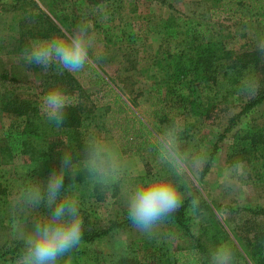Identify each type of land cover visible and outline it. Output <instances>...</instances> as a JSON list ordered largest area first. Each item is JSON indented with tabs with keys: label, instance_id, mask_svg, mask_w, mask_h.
Listing matches in <instances>:
<instances>
[{
	"label": "trees",
	"instance_id": "1",
	"mask_svg": "<svg viewBox=\"0 0 264 264\" xmlns=\"http://www.w3.org/2000/svg\"><path fill=\"white\" fill-rule=\"evenodd\" d=\"M84 1L87 18L93 26L90 31L96 37V42L103 49L114 48L124 58L129 54L130 57L136 56L137 47L129 49L127 55V50L122 45L127 41L129 47L138 37L134 33L125 34L123 30L124 0ZM209 1L212 5L209 19H218L220 16L237 21L264 19V0ZM47 2L51 12L57 17V12L61 9L71 7L68 0ZM6 11L11 14L8 29L14 31L11 37L14 36L15 40L14 47L6 50L8 54L20 55L23 47L32 39L60 34L59 28L32 0H0V17ZM15 11H19L20 16L16 17ZM115 22L120 25L119 38L113 40L106 27ZM162 27L156 47L149 54L148 66L134 72L154 69V75H151L154 80L149 88L138 91L144 99L141 113L134 109L135 98H123V93L115 91L102 78H99V83L105 85L106 97L101 102L90 99L78 80L67 71L57 75L49 70L38 85V90L30 97H18L11 93L3 95L1 109L14 115L17 121L10 126L4 143L0 145V224L6 216H13L12 214L31 220L32 214L28 211H21L19 207L10 208V202L15 200L17 192L26 184L46 180L49 171L59 167L58 154L53 153V150L71 151L75 161L83 160V143L90 136L101 138L108 131L118 143L122 154H137L144 158L145 172L127 179L124 177L122 183H135L153 173L168 171L169 165L156 155L160 136L175 127L178 129L180 151L185 156L197 152L198 134L205 121L224 111L232 97H243L236 93L237 83L242 76L250 73L259 81L260 90L254 98L245 97L239 110L228 118L226 126L211 147L208 162L200 177L206 172L209 160L226 132L234 127L240 116L264 100V58H261L256 47L239 34L220 40L210 39V36L220 33L221 25L209 24L207 20L170 14L163 20ZM3 45L0 47H4ZM130 66L122 64V70L125 72L130 68L135 69L133 63ZM31 68L37 70L39 67ZM0 78L11 80L5 74H0ZM52 87L61 88L73 101L72 106L65 110L64 123L60 127L49 122L40 107L41 98ZM188 117L194 118V121L186 122ZM40 119L44 121L48 134L40 131L35 123V120ZM19 155L28 156L30 160L27 168L23 170L29 173V179L22 178V183L9 186L7 182H2L6 177L4 174L7 175L4 169H8V174L15 179L19 164L17 166L10 162V158ZM225 160L228 166L236 161L244 164V183L264 187V124L237 128L231 134L230 144L225 148ZM75 183L84 218L82 241L89 242L95 236L129 222L125 212L123 220L111 221L101 231L88 230L90 212L97 207H108L121 192L120 186H113L111 190L102 193L98 185L89 182L83 169L78 171ZM199 199L200 210L195 215L188 211L190 199L186 197L184 206L165 226L167 233L152 239V248L146 243L130 242L126 246L125 254L115 264H208L209 250L224 241H229L235 262L246 264L237 246L228 240L227 232L218 222L212 218H208L206 222H193L199 214L210 212L211 209L205 200L201 197ZM244 210L264 216V204L258 208L245 207ZM247 229L246 234L249 235L243 236L242 247L253 264H264V227L255 228L251 225ZM21 247L22 242L16 241L12 250ZM186 250L194 254V258L185 255L183 251ZM76 253V249L71 253V264H78ZM2 254L3 252L0 256Z\"/></svg>",
	"mask_w": 264,
	"mask_h": 264
},
{
	"label": "rangeland",
	"instance_id": "2",
	"mask_svg": "<svg viewBox=\"0 0 264 264\" xmlns=\"http://www.w3.org/2000/svg\"><path fill=\"white\" fill-rule=\"evenodd\" d=\"M51 20L61 29L71 31L77 22L87 21V9L84 0H68L70 4L69 9H61L59 17L52 13L47 0H32ZM169 4V6H168ZM209 0H124L123 4V21L122 27L125 34L134 33L138 37L128 47L129 42H123L125 50L137 47L136 56L132 55L126 58L117 54L114 48L108 47L103 49L102 45L96 42V37L91 32L94 38V46L89 51L91 57L90 62L79 73L72 74L81 84L84 91L89 95V98L101 102L106 97L104 90L105 85L99 83V78L106 81L110 87L115 91L121 92L123 98H135L134 109L141 113V106L144 102L143 96H140L138 91L141 88H149L153 82L154 69L149 68L147 71L134 73L139 68L143 69L148 66L149 58L152 51L155 49L157 40L163 31V20L171 15L178 17L190 16L192 18L207 20L209 24H220V33L210 36L212 40H220L227 38L233 34L241 35L245 40L256 47L258 38L264 37V19L262 20H247L237 21L231 18L224 19L220 16L218 19H209L211 8ZM15 16H20L19 11H15ZM10 13L8 11L2 12L0 17V74H5L11 80H2L0 78V145L4 143V137L10 131L11 125L15 124L17 118L11 113H7L1 109V99L6 93L17 95L18 97L31 96L38 90L43 76L46 74L41 68L34 70L31 66L25 65L20 55H11L6 52L11 47H14L15 40L11 37L14 31L8 29ZM12 24V23H11ZM14 25V21L13 24ZM120 25L115 22L112 26L106 27V30L111 34L113 40L119 38L118 30ZM131 51H129L130 53ZM129 57V58H128ZM129 60H132L130 62ZM135 65V69L122 70V64L131 67L130 64ZM123 80V83L121 82ZM245 97L241 99L232 97L227 108L218 113V115L205 121V125L198 134L199 150L191 155L185 156L186 162L190 164L193 156L200 154L207 156L211 150L217 135L222 132L226 126L228 118L239 110V106ZM197 119V118H196ZM194 118H186V122L190 123ZM40 131L48 134L47 127L43 120H35ZM150 124V123H149ZM264 124V100L253 107L250 111L240 116L234 127L226 132L225 137L218 143V148L215 154L209 160L206 172L200 177V173H195L189 166L185 172L186 176H195V185L201 190L194 193L199 198L201 197L210 205V212L199 214L193 219V222H206L208 218L214 219L227 232L228 240L237 246L246 264H253L245 249H243V236L246 234L247 228L253 225L264 227V216L252 214L246 210L245 207L258 208L264 204V187L259 185H252L243 182L245 177H240L235 184V187L226 190L222 180V170L228 167L225 160V148L231 142V134L241 127L255 126ZM103 140L112 144L118 150L120 157L125 165L126 179L131 176L141 175L145 172L144 158L137 154H122L120 152L118 143L110 135L104 132ZM65 150H53V153L60 157ZM19 166L16 169L17 175L15 179L7 172L2 180L9 186L22 183V178L27 179L29 173L23 170L27 168L30 160L28 156H13L10 162ZM10 168V167H8ZM246 173V168L244 166ZM3 172V170H2ZM19 174V176H18ZM34 176V175H33ZM29 179V178H28ZM188 202V207H189ZM258 206V207H257ZM125 209L123 206V198L121 192L109 203V206L97 207L89 214L90 223L88 230L93 232L101 231L107 228L111 221H120L124 219ZM30 222V220H28ZM166 226V225H165ZM165 226L160 233L155 236H146L136 231L131 227L130 222L123 223L120 227L111 228L105 234L95 236L89 242L81 241L76 248V260L78 264H115V261L126 252V246L130 242L146 243L151 248L154 246L151 242L154 237L165 235L167 232ZM19 241L15 238L13 228V216H6L0 224V264H17L19 256L21 255L22 247L18 250H12L13 243ZM21 242V241H20ZM151 242V243H150ZM229 243V241H227ZM185 250V249H184ZM185 255L194 258V254L190 251H183ZM196 256H198L196 254ZM235 264H238L235 262Z\"/></svg>",
	"mask_w": 264,
	"mask_h": 264
},
{
	"label": "clouds",
	"instance_id": "3",
	"mask_svg": "<svg viewBox=\"0 0 264 264\" xmlns=\"http://www.w3.org/2000/svg\"><path fill=\"white\" fill-rule=\"evenodd\" d=\"M92 25L80 21L69 31L47 38L30 40L21 50L20 59L28 66H37L47 74L57 75L65 71L76 74L90 62V49L94 46ZM256 50L264 58V37L256 41ZM260 90L259 81L247 73L237 83V94L254 98ZM72 99L59 87L50 88L41 98V110L49 122L60 127L64 123L65 110L72 106ZM175 127L162 134L156 145V155L169 165L168 171L153 173L135 183H122L125 165L115 146L102 138L90 136L83 145L85 158L75 161L71 151H64L58 168L49 171L46 180L24 185L16 194L10 208L19 207L31 213L30 222L21 215H13L15 238L22 242L17 264H71V253L84 235V218L77 195L75 177L81 169L101 192L119 185L123 206L131 227L146 236L158 235L190 199L188 211L195 215L200 210V199L195 192V176H186L190 166L201 173L207 156L197 154L190 164L179 149ZM245 175L244 164L236 161L222 170L223 185L233 189L236 181ZM67 180V183H66ZM202 191V190H201ZM208 264H235L231 245L224 241L208 253Z\"/></svg>",
	"mask_w": 264,
	"mask_h": 264
}]
</instances>
